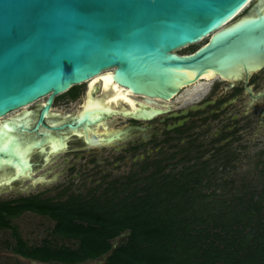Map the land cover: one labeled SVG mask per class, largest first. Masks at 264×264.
Returning a JSON list of instances; mask_svg holds the SVG:
<instances>
[{"label":"water","instance_id":"water-1","mask_svg":"<svg viewBox=\"0 0 264 264\" xmlns=\"http://www.w3.org/2000/svg\"><path fill=\"white\" fill-rule=\"evenodd\" d=\"M248 1L0 0V117L15 110L0 120V175H7L0 188L34 178V148L46 159L70 139L95 145L119 138L120 131L96 133L93 124L117 107L93 100L90 87L84 108L49 111L55 96L103 70L133 93L168 100L203 73L239 79L263 68L264 0L238 13ZM136 110L118 114L159 113Z\"/></svg>","mask_w":264,"mask_h":264},{"label":"rangeland","instance_id":"rangeland-1","mask_svg":"<svg viewBox=\"0 0 264 264\" xmlns=\"http://www.w3.org/2000/svg\"><path fill=\"white\" fill-rule=\"evenodd\" d=\"M198 44L183 47L178 52H188ZM253 74L258 78L249 87H253L252 93L256 94L249 96L243 92V97L235 98L236 103L234 105L239 106L241 104L245 107L246 112L238 123L242 124L240 131L234 133V140H231L220 151L210 155L212 150L208 145L212 133L222 125L219 121L214 120L209 126L204 121H199L190 124L188 128L183 127L174 131L167 129L168 131H165V123L172 122V117H166L163 121H160L165 113L149 120H131L119 114H109V116L104 117V120L112 130L101 131L102 126H99L96 133L120 131L121 134L119 133V138L109 144L101 146L87 145L79 150L84 156H88L93 161H91L89 168L81 167L83 159L77 157L74 160L75 164L72 169L62 173L60 172L61 169L64 166L67 167L73 158L69 156V162L67 160L63 161L65 151L55 153L50 162L35 171V175H33L35 178L31 179L30 182L26 179L21 182V188L26 186L27 188L21 189L20 193L26 195L40 192L44 193V196H52L58 200L66 198L68 195H79L82 198L92 195L98 197L99 200L111 199L113 203H117L119 199L123 198L130 200V194L133 191L136 193L138 188L150 183L153 180V174L160 176L163 173L169 174L172 178H183V176L189 178L192 177V174H198L201 171L199 173L201 180L192 192L193 197L199 198L201 196L198 204H212V202H225L227 204L229 200L230 203L234 204L236 197L243 198L242 200L245 202L247 200L245 195L249 190L259 192L264 187V67L254 71ZM213 81L220 83L219 90L222 89L224 93H227L225 82H221L217 78L210 80L207 86L209 87ZM190 86H187V88ZM85 87V83L79 84L77 87L79 92L77 91L76 96L73 98L66 92L55 96L52 110H80L81 102L86 95ZM93 89H95L94 96L97 97L99 94L97 84ZM203 91H199L198 96ZM42 101L43 99L38 100L41 103ZM195 101L188 100L180 106L170 102L171 107L168 112L176 111L178 108L190 103H196ZM117 109H122V106H118ZM227 110H229V107ZM133 126L135 127L133 128ZM140 137L144 142L136 151H133V154L139 152L145 155V158L141 159L142 161H134L130 158L123 160L122 157L118 161H114L118 149L113 146L125 147L129 140H137ZM183 147H188V156L183 155ZM94 149L96 150V156H89ZM124 151L128 152L127 149H124L122 153ZM129 155L131 156L132 153H129ZM126 156L128 157V155ZM96 158L98 161L102 160V162L95 161ZM193 161L194 165L189 166ZM157 169L159 171L155 172ZM36 175L44 182L39 183ZM42 175L43 177H40ZM52 178L55 179L51 180ZM154 178L159 183L158 176ZM31 182L32 184H29ZM70 192L72 193L69 194ZM19 194L16 188H10L0 191V198H9ZM11 222L20 238L27 245H38L45 240H48L51 244H75V241L72 240H61L53 237L54 221L48 216L26 210L13 218ZM125 237V234H121L114 238L112 243L115 245L122 243ZM15 245V237L11 230H0V264H64L23 257L14 252ZM104 261L105 258L101 256L77 264H102Z\"/></svg>","mask_w":264,"mask_h":264},{"label":"trees","instance_id":"trees-1","mask_svg":"<svg viewBox=\"0 0 264 264\" xmlns=\"http://www.w3.org/2000/svg\"><path fill=\"white\" fill-rule=\"evenodd\" d=\"M77 87L66 93L75 97ZM199 173L153 174L130 200L117 203L79 195L55 203L38 197L0 203V228L13 229L16 253L39 261L77 264L106 255L102 264H264V187L249 190L245 202L198 204L201 196L192 192ZM26 210L51 218L53 237L75 244L27 245L11 225V217ZM121 234L125 240L112 246Z\"/></svg>","mask_w":264,"mask_h":264},{"label":"flooded vegetation","instance_id":"flooded-vegetation-1","mask_svg":"<svg viewBox=\"0 0 264 264\" xmlns=\"http://www.w3.org/2000/svg\"><path fill=\"white\" fill-rule=\"evenodd\" d=\"M257 78L258 77L256 75H254L253 72H252L248 77H244V78H239V79H218L221 82H225V84L227 86V87L225 86L226 90H227V93H224V91L222 89L219 90V86H220L219 84L220 83H218L216 81H213L210 84L209 87L207 86L205 88V90L200 95V97L198 99H196V101H195L196 103H190V104H188V105H186L184 107L178 108L176 111L168 112V110H170V108L167 109V110H163L161 113L158 114V115H160V114H164L165 113L164 117L160 118V121H163L166 117H172V119H171L172 122L171 123H168V122L165 123L164 127L166 128V126L168 124H172V123L176 122L177 120L182 119L183 121H182V123L180 125L172 127V128H169V129H171V131L180 130L183 127L184 128H188L190 124L195 123V122H199V121H204L207 126H209L210 123L212 121H214V120L216 122L219 121V123H222L221 127L219 129H216L212 133V135L210 136V138L208 140V142H209L208 145L210 146V150H212L210 155H212V154L216 153L217 151H220L223 147L227 146L231 140H234V138H235L234 133H238L240 131V126H242V124H238V123H239L241 117H243V115L245 114L246 111H245V107L242 106L241 104L239 106L234 105L236 103L235 102L236 101L235 98L236 97H243L242 96L243 92L247 93L249 96H253L254 94H256V93H254V94L252 93L253 87L249 88V86H251L256 81ZM138 96H139L140 99H145L142 95H138ZM53 103H54V100L52 102V106H53ZM192 106H194L195 108H191ZM228 107H229V110H227ZM222 114H223V116H222ZM124 117L129 118L131 120H134V118H132L130 116H124ZM139 120H141V118ZM145 120H149V119H145ZM134 127L135 126H133V128ZM165 131H168L167 128L165 129ZM113 140L115 141L116 139H113ZM112 141H110L109 143H111ZM143 142H144V140L142 139V137H140L137 140H133V141L129 140L125 147L124 146H120V145L113 146L115 149H118V153L115 156L114 161H118L120 159V157H122L123 160H128V158H130V160L142 161L141 159L143 157L145 158V155H143V154H141L139 152H134V154H133V151H136V149H138ZM109 143L108 142L106 143L105 141H101L100 143L95 144L93 146H98V145L101 146V145L109 144ZM83 146H87V145L81 143L80 140H76V139H70L69 140L68 148H64L65 149L64 151H65L66 154H64L65 157H64L63 161H65V160L68 161V157L69 156L71 158H73L72 159L73 161L71 160L69 165L67 167L64 166L61 169L60 172L63 173L66 170H71L73 165L75 164L74 160L77 157H81V159H83L81 167L89 168L90 163H92L93 161L91 159H89L88 156H84L83 153L79 151L80 149L83 148ZM187 148L188 147H186V148L183 147V152H184L183 155L184 156L185 155L188 156V154H189L188 153L189 150ZM124 149H127L128 152L124 151V153H122V151ZM37 150H38L37 148H34L33 151H32V154H31L32 155L31 156L32 168H31L30 174H31L32 177H33V175H35V171L39 167H41V166L45 165L46 163L50 162L52 157L55 155V153H52L49 157H47L45 159L44 155L40 156L36 152ZM95 151H96L95 149L92 150L91 154L89 156H92V157L96 156L95 155V153H96ZM59 152H63V150L59 151ZM59 152H57V153H59ZM129 153H132V155L130 156ZM126 155H128V157ZM135 155H137V156L135 157ZM95 161L102 162V160L98 161L97 158H96ZM110 165H112V164H110ZM192 165H194V161L191 164H189V166H192ZM101 170H103V169H101ZM45 172L48 173L49 171H45ZM5 176H7V175H3V174L0 175V181H3ZM36 176H38V175H36ZM40 177H43V175L40 176ZM24 179L28 180L29 182L31 180V178L29 176L25 175V176L21 177L20 179H16V180L12 181L10 183L9 187L2 188V189L0 188V191L7 190V189H10V188H16L17 192L19 194L21 189L27 188V186L25 188H21L20 184H21V182ZM37 179H38L37 181H39V183H43L44 182L42 179L39 178V176H38ZM54 179L55 178H52L51 180H54ZM29 184H32V182L29 183ZM71 193L72 192H70L69 194H71ZM43 194L44 193H40V192L39 193L38 192L37 193H33V194L32 193H30V194L28 193L26 195H23V194L20 193L17 196H13V197H9V198H0V203H8L9 205H15V204H18L23 198H30V197H38L40 199H46V200H48L51 203H55V202H63L65 200H67L68 198H70V196H71V195H68L66 198L58 200V199H55L52 196H44ZM90 196H92V195H90ZM89 197H85V198H89ZM27 211H29V210H27ZM22 212H24V211H22ZM22 212H20L19 214L15 215V216H12L11 217V221H12L13 218L19 216ZM5 229H9V230H11V233H13V229L10 228V227H8V228L7 227L6 228H0V230H5Z\"/></svg>","mask_w":264,"mask_h":264},{"label":"bare ground","instance_id":"bare-ground-1","mask_svg":"<svg viewBox=\"0 0 264 264\" xmlns=\"http://www.w3.org/2000/svg\"><path fill=\"white\" fill-rule=\"evenodd\" d=\"M252 0H249L239 11L238 13H240L244 8H246ZM181 49V48H179ZM111 73V70H103L93 76H91L89 79H87L85 81L86 87H85V92L86 95L84 96L83 101L81 102V109L84 108L85 106H87L88 104H90L91 98L88 92V88L90 87V90H95L93 89V87L97 84L98 87V95L97 97L94 96V93H92V97L93 100L114 106V107H118V106H122V109H114L110 112H108V114H114L117 115L118 113H129V114H133L135 115L136 113V109H138L139 107H152L155 108L159 111V113H161L163 110H167L171 107V103L170 102H174L176 106H180V104L186 103L188 100H196L198 99L200 96H198L199 91H203L204 88H206V86L210 83V80L212 79H224L223 77L220 76H216L214 75L212 76V72H206L203 73L196 82H194L193 84H191L190 87H186V89L182 91V93L180 92V94H176L174 95L171 99L168 100H163L161 98L158 97H145V99H140L139 98V94L137 93H133L130 90L123 88L121 85H118L112 78L107 77L108 74ZM250 88V87H249ZM248 89V88H247ZM200 95V94H199ZM202 97V96H201ZM43 99V101H45L46 96H41L40 98H38L36 101ZM34 101V102H36ZM42 101V102H43ZM33 102V103H34ZM31 104V103H30ZM28 105V104H26ZM23 107V106H22ZM15 110H13L12 112H9L8 114L1 116L0 120L9 117L10 115L13 114ZM49 111H53L52 107L50 108ZM159 113H153V115H151V117H146V118H141V119H151L154 116L158 115ZM120 115V114H119ZM103 116V115H102ZM138 118V117H137ZM100 124H93L94 129H98L97 127ZM102 126L101 131H105V130H112L111 127H108L106 120L102 119V124L100 125ZM120 132H117L116 134H113L111 136H109L107 138V140H111L114 137H116L117 135H119ZM29 170V169H28ZM29 175L30 172L28 171ZM16 176H18V174H16Z\"/></svg>","mask_w":264,"mask_h":264}]
</instances>
